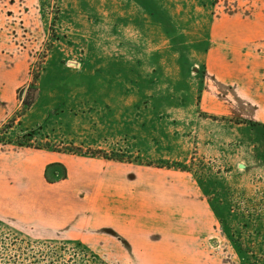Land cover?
<instances>
[{
    "label": "rangeland",
    "instance_id": "1",
    "mask_svg": "<svg viewBox=\"0 0 264 264\" xmlns=\"http://www.w3.org/2000/svg\"><path fill=\"white\" fill-rule=\"evenodd\" d=\"M215 3L0 0L8 183L23 177L19 154L2 165L8 145L54 151L68 168L54 182L66 213L81 203L75 214L89 218L148 215L160 233V224L169 221L171 232L175 220L208 211L214 223L198 243L201 258L264 264V76H248L242 46L212 37ZM95 151L122 162L91 158ZM27 232L0 222V264L141 257L118 246L113 229Z\"/></svg>",
    "mask_w": 264,
    "mask_h": 264
},
{
    "label": "crops",
    "instance_id": "2",
    "mask_svg": "<svg viewBox=\"0 0 264 264\" xmlns=\"http://www.w3.org/2000/svg\"><path fill=\"white\" fill-rule=\"evenodd\" d=\"M212 10V37L231 40L236 47L242 46L249 56L248 76H264V0H216ZM259 85L262 90L260 100L264 102V86ZM8 147L7 160L2 165L8 167L10 154H19L14 163L23 168V177L18 178L21 185H11L8 183L10 176L0 173V222L19 231L27 230L26 234L33 237H53L54 231L80 236L76 231L90 233L96 229H113L117 233L115 242L118 246L123 245L125 250L137 256L141 254L138 264H212L199 256L197 247L213 226L210 212L184 215L183 219L174 221L171 232L167 229L170 226L167 221L160 224L165 225L160 233L155 231V220L148 215L104 212L99 218H89L75 214L77 209H85L80 207L81 203L76 205L79 208L72 206L69 214L66 205L62 204L65 202L54 198V182H48L44 177L48 165L61 164L59 153L20 147L18 152H12L13 148ZM1 157L5 158L4 155ZM1 157L0 171L3 170ZM27 169H34L33 174L27 173ZM158 221L162 223V220Z\"/></svg>",
    "mask_w": 264,
    "mask_h": 264
},
{
    "label": "trees",
    "instance_id": "3",
    "mask_svg": "<svg viewBox=\"0 0 264 264\" xmlns=\"http://www.w3.org/2000/svg\"><path fill=\"white\" fill-rule=\"evenodd\" d=\"M90 154H91L90 155L91 158L101 157V158L106 159V160H113V161H117V162H122V160H120V159L107 158L105 155L102 154L101 151H95L93 153L91 152ZM100 154H102V155H100ZM79 155L84 156L83 154H79ZM59 169H61L60 173H59ZM50 176H51V178H50ZM44 177H45L46 181H48V182H56L59 180H63L66 178V169L60 163H54V164L48 165L46 170H45ZM77 245L79 246V244H77Z\"/></svg>",
    "mask_w": 264,
    "mask_h": 264
}]
</instances>
